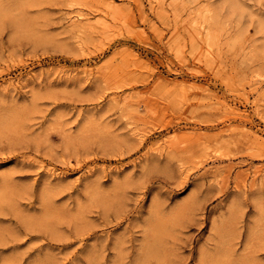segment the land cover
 Segmentation results:
<instances>
[{"label": "rangeland", "instance_id": "obj_1", "mask_svg": "<svg viewBox=\"0 0 264 264\" xmlns=\"http://www.w3.org/2000/svg\"><path fill=\"white\" fill-rule=\"evenodd\" d=\"M0 264H264V0H0Z\"/></svg>", "mask_w": 264, "mask_h": 264}, {"label": "bare ground", "instance_id": "obj_2", "mask_svg": "<svg viewBox=\"0 0 264 264\" xmlns=\"http://www.w3.org/2000/svg\"><path fill=\"white\" fill-rule=\"evenodd\" d=\"M45 167V166H44ZM48 173V172H47ZM63 174V173H62ZM262 176V175H261Z\"/></svg>", "mask_w": 264, "mask_h": 264}]
</instances>
